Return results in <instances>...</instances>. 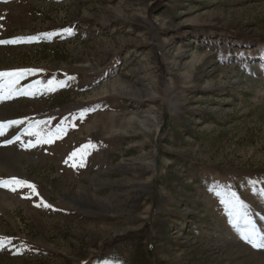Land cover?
<instances>
[{"label":"rangeland","instance_id":"1","mask_svg":"<svg viewBox=\"0 0 264 264\" xmlns=\"http://www.w3.org/2000/svg\"><path fill=\"white\" fill-rule=\"evenodd\" d=\"M19 36L0 178L39 195L0 187V264H264L217 194L264 232V0H0Z\"/></svg>","mask_w":264,"mask_h":264},{"label":"snow or ice","instance_id":"2","mask_svg":"<svg viewBox=\"0 0 264 264\" xmlns=\"http://www.w3.org/2000/svg\"><path fill=\"white\" fill-rule=\"evenodd\" d=\"M66 32L71 33V29H65ZM44 36H52L55 33H45ZM41 37L39 36H19L13 39H0V45H7V44H19V43H30L35 40H39ZM33 71H38L35 69H17L12 71H0V100H6L12 98L14 95L22 94V95H35L34 92L28 91H21L15 88V85L19 82V80L28 73ZM49 85L55 83V81H49ZM61 85L64 82H60ZM88 109L83 110L80 115L83 117ZM23 123L22 120H3L0 121V135H4L5 129ZM59 129L57 130V134L59 133ZM30 135H36L37 139L35 141L29 140L27 143L22 142V146L25 148H33L36 147L38 144H49L54 142V137L52 135H41L39 132H30ZM17 141H21L20 136H15L13 139H8L5 141V144H12ZM90 147H94V145L89 142V144L83 146L81 150H79V159H80V166H83L84 163V156L87 152V149ZM78 152L74 151L68 157V160H73L74 157H77ZM67 163V161H65ZM73 167H76V163L74 162ZM0 187L8 188L11 191L15 192L17 188H24L28 187L32 189V192L35 195H39L36 191V187L34 184L29 183L26 180H21L15 176L3 179L0 178ZM259 191L264 192V189H260ZM218 195L223 197V202L227 204L230 208V214L234 218V223L238 222L240 219H243L245 222V226L241 229V238L252 244L256 248L264 249V232H261L255 222L253 221L251 215L248 211L245 210L244 202L236 197L234 192L224 191L217 193ZM27 198V197H26ZM44 207H52L50 204H43ZM8 241L7 237H0V248L5 247L6 242ZM109 264H119V262H109Z\"/></svg>","mask_w":264,"mask_h":264},{"label":"bare ground","instance_id":"3","mask_svg":"<svg viewBox=\"0 0 264 264\" xmlns=\"http://www.w3.org/2000/svg\"><path fill=\"white\" fill-rule=\"evenodd\" d=\"M17 154V152H13V151H7V150H1L0 149V162L2 163V160L3 158L5 159L4 162L6 161L7 163L11 162L12 161V157ZM21 156V153H18V155H16L17 157L18 156ZM15 157V156H14ZM18 160V159H17ZM14 162H16L14 160ZM12 163V162H11ZM17 163V162H16ZM261 254V253H260Z\"/></svg>","mask_w":264,"mask_h":264}]
</instances>
